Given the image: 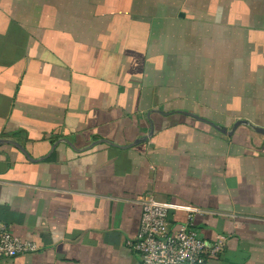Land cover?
Returning a JSON list of instances; mask_svg holds the SVG:
<instances>
[{
  "label": "crops",
  "instance_id": "0c3cea01",
  "mask_svg": "<svg viewBox=\"0 0 264 264\" xmlns=\"http://www.w3.org/2000/svg\"><path fill=\"white\" fill-rule=\"evenodd\" d=\"M184 1L173 45L189 50L172 61L166 29L148 35L133 9L146 37L128 55L96 46L84 7L70 38L74 23L0 0V222L39 246L0 264H141L144 193L174 205L171 225L191 207L200 236H227L202 264H264V134L230 133L264 128V0Z\"/></svg>",
  "mask_w": 264,
  "mask_h": 264
},
{
  "label": "rangeland",
  "instance_id": "374dc122",
  "mask_svg": "<svg viewBox=\"0 0 264 264\" xmlns=\"http://www.w3.org/2000/svg\"><path fill=\"white\" fill-rule=\"evenodd\" d=\"M103 1L105 2L106 0H18V3L20 7L31 12V15H29L28 13V17L30 19H32L34 16L36 17L32 21L37 22V24H39L41 20L45 18V15L42 14L44 12H41L42 8H45L44 9L45 12L49 13V15L46 14L47 15L46 18L48 22L52 23L54 19L55 23L59 22L58 24L61 23L62 25H64V23H68L66 25L67 27L70 26L69 23H74V27L71 29V31L68 32L70 38H73V37L75 38V36H77L78 34L76 32L77 9L84 7V6H89L90 4L92 5L93 3H96L98 4L97 9H99L97 12L95 10L93 11V9H90L92 10L90 12V10L87 9L79 13L80 18H82L81 23L84 24V21H83L85 20L84 17L87 16L88 14L89 15L87 16V18H91V16L93 15L98 16L96 20L92 21L91 19V21H88L90 23H86V24H90L91 26H93V31H91V36H93V41L97 40L95 43L96 46L98 45L97 47H100L102 49V47L107 46L109 44V40H112L113 42L112 48H114L116 46H119L120 45L119 42H121L124 46L123 50L127 52L128 55L129 54L131 55V53H133L130 50L131 37L134 38V40H141L142 38L146 37V36H143L144 32H141V31L132 32L129 29H127L128 28L127 24L130 22V20L127 19V14H130V11L133 9L132 11L133 14H137V18L134 19V21L137 23H147L149 25L148 35L154 34L155 35L154 37H156V32L152 30L154 29L155 26L161 27L162 25V27H164V30L166 29L164 32H162V35L165 39L171 42V46L166 47L165 50L166 49L169 50L170 56L172 57L171 58L172 61L177 60L178 59L177 56L183 55L182 57L185 58V55L188 54L189 47H186V46L182 48L177 47L178 53L175 54L176 48L173 45L175 41L177 42L180 40L185 41L186 39H188V31L186 32L184 27H181V26H184V23H188V22L179 21V19H176L177 17L176 15H178L180 11L185 13L186 20H189L188 18H193V14L190 13L189 8L187 7L188 5H190V3L187 4V1L185 2L184 0H110L111 3L113 2V5L109 3H107L108 4L107 5L103 3ZM130 2L133 4L134 7L130 8L131 7L129 6ZM28 4L31 5L37 11L38 13L37 16L35 15L36 12L34 13L33 11L29 9ZM169 4L171 5V7L169 6ZM7 6L9 5L7 4ZM107 6L112 7V9L108 12L106 10H108L110 7H107ZM212 7L214 6L212 5ZM172 12L175 14L171 15ZM57 13H59V18H61L63 21L57 20V16H58ZM119 14H123V15L119 16ZM69 15L73 17L74 21L73 20L69 22L67 21ZM113 17H115L114 21L110 22V19ZM158 17H161V21H158L160 25L157 24L156 19H155ZM85 28H86L85 25H82L80 27V34L84 33ZM150 28L152 32L150 31ZM54 30L58 32L65 31L63 27H57V25H55ZM98 42L100 44H98ZM133 44L136 45V50L134 49V52H138L139 42L138 43L133 42ZM180 50H181V55H179ZM122 57L126 58L128 56L122 55ZM134 61L136 62L135 59ZM145 62H146V65H149V62L147 61ZM184 63H189V62H184L182 60V64Z\"/></svg>",
  "mask_w": 264,
  "mask_h": 264
},
{
  "label": "built area",
  "instance_id": "2783aa9c",
  "mask_svg": "<svg viewBox=\"0 0 264 264\" xmlns=\"http://www.w3.org/2000/svg\"><path fill=\"white\" fill-rule=\"evenodd\" d=\"M135 201L141 207V216L137 235L130 244L141 264H202L228 245L225 235L217 234L211 240L199 235L194 229V208L189 207L183 222L171 225L169 213L173 204L152 193L141 194ZM38 247L36 242L14 235L0 222V260L32 253Z\"/></svg>",
  "mask_w": 264,
  "mask_h": 264
},
{
  "label": "water",
  "instance_id": "95a60500",
  "mask_svg": "<svg viewBox=\"0 0 264 264\" xmlns=\"http://www.w3.org/2000/svg\"><path fill=\"white\" fill-rule=\"evenodd\" d=\"M241 123H244V124H250L251 128L253 130H255L256 132H259V133H263L264 134V128L263 127H260V126H256V125H252L249 121L247 120H239L235 123L233 129L231 130L230 133H232V131Z\"/></svg>",
  "mask_w": 264,
  "mask_h": 264
},
{
  "label": "trees",
  "instance_id": "16d2710c",
  "mask_svg": "<svg viewBox=\"0 0 264 264\" xmlns=\"http://www.w3.org/2000/svg\"><path fill=\"white\" fill-rule=\"evenodd\" d=\"M95 4L96 3H93L92 5L90 4L89 6H84V8H85L84 11L87 10V9H89V10L90 9H93V7L95 6ZM81 8H83V7H81Z\"/></svg>",
  "mask_w": 264,
  "mask_h": 264
}]
</instances>
